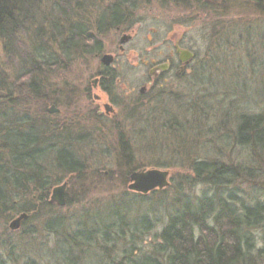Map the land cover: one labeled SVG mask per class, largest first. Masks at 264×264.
Wrapping results in <instances>:
<instances>
[{
    "label": "rangeland",
    "instance_id": "obj_1",
    "mask_svg": "<svg viewBox=\"0 0 264 264\" xmlns=\"http://www.w3.org/2000/svg\"><path fill=\"white\" fill-rule=\"evenodd\" d=\"M67 6L70 19L62 15L63 0H50L14 41L0 36V112L26 113L47 131L43 147L64 139L82 165L66 174L47 164L49 187L42 191L48 195H42L48 199L55 185L67 183L63 207L42 209L32 196L28 205L30 186L13 202L15 211L0 214V264H62L73 257L64 247L75 236L84 241L72 249L75 259L165 263L161 234L170 218L213 193L195 181L196 160L238 169L220 182L221 198L229 197L234 209L264 204L261 157L233 139L239 115L264 110V0H70ZM79 25L86 27L81 41L79 30L69 37ZM124 35L130 39L120 45ZM176 44L195 54L193 62L182 77L174 69L154 83L150 69L168 60L177 66ZM103 55L113 57L108 68L99 62ZM95 79L102 84L96 90ZM142 86L147 91L139 96ZM51 106L57 113H47ZM141 169L168 171L169 185L146 195L129 191V175ZM22 213L27 219L10 230ZM214 215L205 229L194 227L195 237L211 233ZM121 219L126 229L112 226ZM94 220L107 227L98 232ZM253 222L242 227L244 256L234 264H264V212Z\"/></svg>",
    "mask_w": 264,
    "mask_h": 264
},
{
    "label": "trees",
    "instance_id": "obj_2",
    "mask_svg": "<svg viewBox=\"0 0 264 264\" xmlns=\"http://www.w3.org/2000/svg\"><path fill=\"white\" fill-rule=\"evenodd\" d=\"M45 2L48 4L50 0H0V36L13 40L17 34L26 30L35 21L34 16L39 15V5ZM68 2L70 0H63L68 8L62 12L65 19L71 18L70 13L72 11L67 6ZM111 11V21H115L118 10L114 7ZM85 28V26L80 25L75 29L74 26L71 27L69 37L79 30L77 36L78 40L81 41L85 36ZM37 32L35 33L37 34ZM0 113V120L3 121L0 123V214H9L15 211L17 207L14 206L13 202L30 186H32L31 190H28L30 197L26 195L30 198L27 201L29 202L28 205L32 202V196L35 197L34 200L39 207L48 209L50 207L47 203L48 192L42 191L49 187L47 186L49 185L46 174L47 164L54 163L66 174H77L82 169V165L72 155L71 151H68L69 142L64 139L53 143L51 141L47 144L48 147H43V144L49 142L47 141L49 139L44 137L47 131L40 130V127L36 129L26 113H22L19 118L12 114L9 115L5 111ZM235 123V133L233 134L235 143L240 144L245 149L255 150L256 155L261 157L264 165V110L253 114H241ZM57 144L62 145L60 149H56ZM192 170L196 177L195 181L210 184L213 193L211 197H207V200L202 201L200 199L201 203L196 202L197 204L184 209L182 213H174V216L170 218L168 225L161 234L167 261L164 263L160 260H153L151 257H145L136 262L131 257L125 263L129 261L130 264H234L237 261H242L241 258L244 256L242 252V227L245 224H251L252 221L257 222V219L264 212V204H256L251 208L242 206V209H234L233 204L228 203L229 197L221 198V189L225 186L220 184L221 180H231L238 172V169L233 166H225L221 162L196 160ZM31 192L34 194L32 195ZM44 193L47 195L43 196ZM123 206L125 207V203ZM124 207L122 210L125 209ZM215 213L216 215H214ZM212 215H214V219L211 220L214 223L210 227L213 228L207 230L211 233L206 234L203 232L204 230H201L203 233L195 237L194 227L205 229L204 223ZM108 221L110 218L105 220V222ZM105 222L101 221L100 223L99 220L98 222L94 220L92 224L97 225L95 230L100 232L101 226L103 229L104 226L107 227ZM111 222L115 228V223H120L125 229L128 227L123 219L111 220ZM55 224L57 225L56 222ZM82 237L84 236L82 235ZM118 237L121 238V235ZM107 239L108 237L103 240V244L109 246ZM82 242H84L83 239L77 238V236L69 238L63 247L66 248L65 250H69L70 256L73 257L68 258L69 260L66 259L67 257H63L62 264H93V260L89 263L87 260L89 258L84 254L74 258L72 249L82 245ZM245 242L250 246L247 240ZM94 244L96 245L97 242L95 241ZM89 245L94 246L93 244ZM97 260L95 264H100L102 259ZM109 264L113 263L110 262ZM118 264H122V262L120 261Z\"/></svg>",
    "mask_w": 264,
    "mask_h": 264
},
{
    "label": "water",
    "instance_id": "obj_3",
    "mask_svg": "<svg viewBox=\"0 0 264 264\" xmlns=\"http://www.w3.org/2000/svg\"><path fill=\"white\" fill-rule=\"evenodd\" d=\"M129 38L127 36H123L119 43L123 45ZM180 54V60L186 61L192 58V53L186 50H178L177 51ZM100 62L104 66H109L112 62V57L110 55H103L100 59ZM165 67L160 66L157 67L155 70H163ZM150 74L154 73V70L149 71ZM143 90L141 89L140 92ZM106 107V106H105ZM58 110L54 108V106H51L49 109H47L48 114H54ZM108 110H106L107 112ZM168 171H161L157 169H141L138 171H133L129 177H128V186L127 189L131 192L139 193L146 195L151 191L154 190H162L166 188L168 183ZM67 188V183L63 182L60 185L54 186L51 189L50 197L48 200L49 205H56L58 207H63L66 204V197L65 192ZM27 219V215L25 213L20 214L17 216L14 220H12L8 224V228L10 230H17L20 227V224L23 220Z\"/></svg>",
    "mask_w": 264,
    "mask_h": 264
},
{
    "label": "flooded vegetation",
    "instance_id": "obj_4",
    "mask_svg": "<svg viewBox=\"0 0 264 264\" xmlns=\"http://www.w3.org/2000/svg\"><path fill=\"white\" fill-rule=\"evenodd\" d=\"M124 36H126V35H124ZM127 37L130 39V36H127ZM127 41H129V40H127ZM120 49H121V47H120ZM178 50H186V51L191 52L193 54L192 55V58L189 59V60H186V61H181L180 60V54L177 52ZM174 51H175V55H176L177 61H178L176 67L173 65V63L171 64V60H168V61H165V62H161L158 65H156L155 67H153L152 69H150L149 71L154 70V73L153 74H150L149 71H148L149 78H151L152 80H154V83H158V80L157 79L159 77H161L162 75L164 76V75H166L169 72H170V74H172L174 69H176L174 76L179 77V78L182 77L183 75H185L187 68L190 67L191 63L193 62V60L195 58V54L191 50H188V49H185V48H181L178 44H176L174 46ZM112 59H113V57H112ZM99 62H100V59H99ZM160 66H164L165 68L163 70H155L157 67H160ZM104 68H107V67H104ZM104 72H106V70H104ZM100 79L99 80L98 79H95L94 82L92 81V88L94 90L99 89L100 85L102 86ZM141 89L143 90L142 92H140ZM146 91H147V87L146 86L140 87L138 89L139 96H143V94H145ZM91 96H92V100H94L96 102H99L100 101V96L99 95L92 94ZM110 100H112V99H110ZM102 109L104 110L105 113H111L113 111L112 110V106L109 103L103 104L102 105ZM106 110H108V111L106 112ZM98 115H100V112L98 113ZM49 197H50V195H49ZM50 206H56V205H50Z\"/></svg>",
    "mask_w": 264,
    "mask_h": 264
},
{
    "label": "bare ground",
    "instance_id": "obj_5",
    "mask_svg": "<svg viewBox=\"0 0 264 264\" xmlns=\"http://www.w3.org/2000/svg\"><path fill=\"white\" fill-rule=\"evenodd\" d=\"M101 58H102V56H101ZM101 58H100V59H101ZM112 62H113V59H112ZM112 62H111V64H112ZM100 63H101V62H100ZM111 64H110V65H111ZM101 65H102L103 67H106V66H104L102 63H101ZM110 65L107 66V68L110 67ZM93 82H94V80H93ZM56 113H57V112H56ZM54 114H55V113H54ZM56 186H57V185H55V187H56ZM154 191H155V190H154ZM149 193H150V192H149ZM138 194H139V193H138ZM140 195H143V194H140ZM65 197H66V192H65ZM48 200H49V197H48V199H47V203H48ZM48 205H49V204H48ZM49 206H50V205H49Z\"/></svg>",
    "mask_w": 264,
    "mask_h": 264
}]
</instances>
